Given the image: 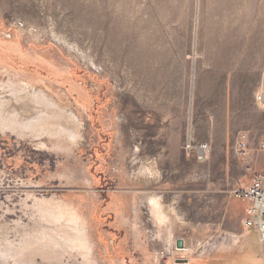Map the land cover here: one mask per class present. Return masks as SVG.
Instances as JSON below:
<instances>
[{
    "label": "rangeland",
    "instance_id": "rangeland-1",
    "mask_svg": "<svg viewBox=\"0 0 264 264\" xmlns=\"http://www.w3.org/2000/svg\"><path fill=\"white\" fill-rule=\"evenodd\" d=\"M12 82L81 128L63 149L0 128V264H85L26 245L45 198L76 209L95 264H264L234 195L264 172V0H0Z\"/></svg>",
    "mask_w": 264,
    "mask_h": 264
},
{
    "label": "bare ground",
    "instance_id": "bare-ground-1",
    "mask_svg": "<svg viewBox=\"0 0 264 264\" xmlns=\"http://www.w3.org/2000/svg\"><path fill=\"white\" fill-rule=\"evenodd\" d=\"M30 88L23 82L2 86L0 128L18 136L44 138L56 149L65 148L69 142L76 144L81 128L78 117L63 108L52 95ZM6 95H10V99ZM45 144L43 142L42 145L47 147ZM35 207L50 227L39 231L37 238L27 239V246L40 248L45 258L59 260L66 254H73L76 258L81 257L85 264H95L90 237L75 208L65 202L46 198L38 201ZM155 208L160 221L169 217L170 211L164 209L161 202L158 201ZM49 246L52 248L49 249Z\"/></svg>",
    "mask_w": 264,
    "mask_h": 264
},
{
    "label": "built area",
    "instance_id": "built-area-1",
    "mask_svg": "<svg viewBox=\"0 0 264 264\" xmlns=\"http://www.w3.org/2000/svg\"><path fill=\"white\" fill-rule=\"evenodd\" d=\"M259 101H264V95L257 97ZM239 152L241 154L247 152L246 136H242L239 140ZM199 151V162L206 163L207 151L206 145L193 147ZM237 199L247 204L246 219L243 222L245 229L255 227L260 236V243L264 246V172L255 173L251 182L243 188L234 191Z\"/></svg>",
    "mask_w": 264,
    "mask_h": 264
},
{
    "label": "trees",
    "instance_id": "trees-1",
    "mask_svg": "<svg viewBox=\"0 0 264 264\" xmlns=\"http://www.w3.org/2000/svg\"><path fill=\"white\" fill-rule=\"evenodd\" d=\"M252 264H262V261H259V259L256 261V263L254 262H252Z\"/></svg>",
    "mask_w": 264,
    "mask_h": 264
}]
</instances>
